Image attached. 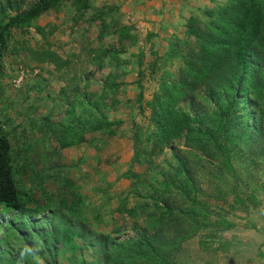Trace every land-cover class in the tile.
I'll return each mask as SVG.
<instances>
[{"label": "rangeland", "instance_id": "rangeland-1", "mask_svg": "<svg viewBox=\"0 0 264 264\" xmlns=\"http://www.w3.org/2000/svg\"><path fill=\"white\" fill-rule=\"evenodd\" d=\"M37 1L0 0V23ZM226 2L64 1L9 30L0 133L32 201L22 216H0V264H144L131 246L142 235L171 240L169 264H210L236 226L264 216V40L256 75L238 87L247 97L229 110L228 162L213 140L222 141L219 115L242 78L231 49L188 74ZM186 76L177 107L195 118L191 142L159 145L148 103L162 82ZM70 110L81 122L74 136Z\"/></svg>", "mask_w": 264, "mask_h": 264}, {"label": "trees", "instance_id": "trees-1", "mask_svg": "<svg viewBox=\"0 0 264 264\" xmlns=\"http://www.w3.org/2000/svg\"><path fill=\"white\" fill-rule=\"evenodd\" d=\"M64 1H71L83 8L87 7L90 2V0H39L25 12L6 17V21L0 23V59H2L7 47V34L10 29L29 24L45 11ZM226 1V4L218 11L216 18L218 23L209 28V33L205 37L200 38L199 65L188 64V74L195 70L197 72L194 75L198 77L210 66L211 61H220L224 57L225 51L231 49V59L242 78H239L238 84L233 88L232 99L227 109L223 110L219 115L220 126L217 135L221 131L222 141L213 140V143L218 145L217 149L228 162L227 157L229 158L228 155L233 149V146H231L232 134L227 133L231 125L229 110H231V107L237 106L239 97H247L246 90L238 88L239 85L243 84L242 79H253L258 71L259 66L256 64L258 53L255 50L256 44L264 40V0ZM125 35L131 42H134V36L128 32ZM187 84V76L177 83L164 81L160 85L159 92L148 103L151 110V119L158 130L155 138L159 145L181 138L183 135L186 140L191 142V135L195 131V126H192L195 118L177 107V103ZM141 98L142 93L139 92L137 99L140 100ZM71 115L72 110L69 111L70 123L65 128L70 133L75 131L74 125L81 124ZM105 125L110 127L112 122L108 121ZM247 126L250 135L258 134L261 131L258 121H252ZM101 128L102 126L100 125L98 129ZM197 131L200 132L201 130L197 129ZM71 135L74 136L75 134L71 133ZM202 135L208 136V140L213 139L209 133H202ZM81 142H83L82 138L75 141V143ZM75 143H63L62 145L69 147ZM227 165L229 167V164ZM31 201L30 194L20 190L19 184L14 178L10 142L5 135L0 133V216L9 211L22 216L24 212L28 211V204ZM60 236L63 237L62 230H60ZM156 239L155 237L142 235L131 243L134 251L137 252L134 262L169 264L168 257L172 253L171 240L165 238L159 241Z\"/></svg>", "mask_w": 264, "mask_h": 264}, {"label": "crops", "instance_id": "crops-1", "mask_svg": "<svg viewBox=\"0 0 264 264\" xmlns=\"http://www.w3.org/2000/svg\"><path fill=\"white\" fill-rule=\"evenodd\" d=\"M249 219L228 234L224 248L209 253L210 264H264V216Z\"/></svg>", "mask_w": 264, "mask_h": 264}, {"label": "built area", "instance_id": "built-area-1", "mask_svg": "<svg viewBox=\"0 0 264 264\" xmlns=\"http://www.w3.org/2000/svg\"><path fill=\"white\" fill-rule=\"evenodd\" d=\"M18 76V78H17V80H15V82H14V86H18L19 84H20V82H21V80H22V75H17Z\"/></svg>", "mask_w": 264, "mask_h": 264}]
</instances>
